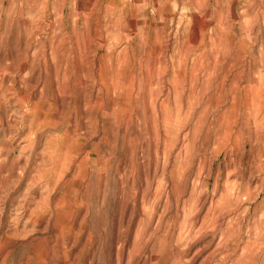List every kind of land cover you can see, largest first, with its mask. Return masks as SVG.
I'll return each instance as SVG.
<instances>
[{
	"label": "rangeland",
	"instance_id": "1",
	"mask_svg": "<svg viewBox=\"0 0 264 264\" xmlns=\"http://www.w3.org/2000/svg\"><path fill=\"white\" fill-rule=\"evenodd\" d=\"M0 264H264V0H0Z\"/></svg>",
	"mask_w": 264,
	"mask_h": 264
},
{
	"label": "bare ground",
	"instance_id": "2",
	"mask_svg": "<svg viewBox=\"0 0 264 264\" xmlns=\"http://www.w3.org/2000/svg\"><path fill=\"white\" fill-rule=\"evenodd\" d=\"M176 2V1H175ZM34 56V55H33ZM2 94V93H1ZM2 101V100H1Z\"/></svg>",
	"mask_w": 264,
	"mask_h": 264
}]
</instances>
